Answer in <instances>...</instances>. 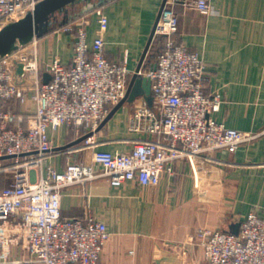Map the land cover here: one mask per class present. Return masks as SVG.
<instances>
[{"label":"built area","instance_id":"obj_1","mask_svg":"<svg viewBox=\"0 0 264 264\" xmlns=\"http://www.w3.org/2000/svg\"><path fill=\"white\" fill-rule=\"evenodd\" d=\"M39 1L0 0V30ZM186 4L201 11L212 8V0ZM96 14L100 30L92 42L88 16L65 26L74 33L73 59L68 66L58 58L48 64L52 76L47 82L38 63L37 37L0 57V174L9 179L0 188V264H99L112 232L92 215L63 217L65 187L98 178L114 186L135 179L140 185H158L163 173L173 172L177 159L201 156L220 163L219 151L235 152L259 135L213 118L223 94L208 92L207 64L199 52L175 38L179 17L166 3L153 37L164 39L155 53V67L139 70L152 81L153 104L135 107L133 129L146 137L135 139L130 151L100 148L96 134L111 108L126 97L131 71L126 60L107 57L103 33L109 17L102 7ZM28 98L36 109L23 125L25 116L7 103ZM62 125L84 129V145L94 149L93 163L70 161L62 170L48 164L54 147L49 129ZM198 234L205 264H264V216L255 209L237 233L205 228Z\"/></svg>","mask_w":264,"mask_h":264},{"label":"crops","instance_id":"obj_2","mask_svg":"<svg viewBox=\"0 0 264 264\" xmlns=\"http://www.w3.org/2000/svg\"><path fill=\"white\" fill-rule=\"evenodd\" d=\"M164 1L105 0L99 4L100 0H81L58 12L49 31L37 37L42 79L51 73L46 67L54 59L67 66L72 62L74 33L63 21L88 16L92 42L100 30L98 7L109 17L103 33L106 55L111 61L126 60L132 77ZM186 2L166 0L179 17L175 38L205 60L208 92L223 94L224 101L213 118L259 135L235 152L219 151L220 163L201 156L177 159L173 172L163 173L158 185H140L135 179L114 186L98 178L65 187L63 217L92 215L106 222L112 232L99 264H205L199 230L235 232L251 210L264 216V0H212L209 11ZM163 42L162 37L152 40L144 67L155 63L153 55ZM33 69L30 62L28 70ZM140 104L149 105L139 97L111 108L113 114L96 134L100 148L130 151L135 139L146 137L133 129L134 110ZM7 106L24 115L23 125H27L36 102L15 99ZM49 133L54 147L48 164L62 170L70 161L93 163L94 149L82 140L84 129L62 125L50 128ZM19 254L15 247L14 255Z\"/></svg>","mask_w":264,"mask_h":264},{"label":"water","instance_id":"obj_3","mask_svg":"<svg viewBox=\"0 0 264 264\" xmlns=\"http://www.w3.org/2000/svg\"><path fill=\"white\" fill-rule=\"evenodd\" d=\"M78 1L81 0H40L35 6V9L28 12L24 17L15 21L11 20L0 30V57L10 54L20 46L32 41L34 38L46 34L57 13L66 11L68 6L73 5ZM104 2L105 0H100L99 4H103ZM165 4L166 0L162 5L141 62L130 79L127 95L116 105V108L120 107L125 101L133 102L139 97H142L150 106L153 104L152 81L149 77L140 74L139 70L145 65L146 56L148 55L155 34L156 25L160 19ZM69 21H71V19L67 18L63 23H69ZM154 67L155 63L151 68ZM23 70L24 66L21 64L18 68V72L22 73ZM51 76V73L46 74L44 81H49ZM114 110L115 109L108 114L101 126L107 121V119H109ZM87 136L88 135L82 137V140ZM237 232L238 231H235V233Z\"/></svg>","mask_w":264,"mask_h":264},{"label":"trees","instance_id":"obj_4","mask_svg":"<svg viewBox=\"0 0 264 264\" xmlns=\"http://www.w3.org/2000/svg\"><path fill=\"white\" fill-rule=\"evenodd\" d=\"M153 56H155V53ZM7 183H9V179L6 178L4 174H0V188L5 186Z\"/></svg>","mask_w":264,"mask_h":264},{"label":"bare ground","instance_id":"obj_5","mask_svg":"<svg viewBox=\"0 0 264 264\" xmlns=\"http://www.w3.org/2000/svg\"><path fill=\"white\" fill-rule=\"evenodd\" d=\"M29 65H30V63H29Z\"/></svg>","mask_w":264,"mask_h":264},{"label":"rangeland","instance_id":"obj_6","mask_svg":"<svg viewBox=\"0 0 264 264\" xmlns=\"http://www.w3.org/2000/svg\"><path fill=\"white\" fill-rule=\"evenodd\" d=\"M59 13H61V12H59Z\"/></svg>","mask_w":264,"mask_h":264}]
</instances>
